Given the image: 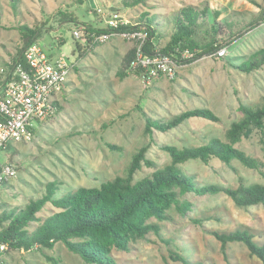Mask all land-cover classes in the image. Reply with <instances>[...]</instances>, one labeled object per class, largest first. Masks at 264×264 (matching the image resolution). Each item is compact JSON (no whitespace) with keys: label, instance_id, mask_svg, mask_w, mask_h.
Listing matches in <instances>:
<instances>
[{"label":"rangeland","instance_id":"1","mask_svg":"<svg viewBox=\"0 0 264 264\" xmlns=\"http://www.w3.org/2000/svg\"><path fill=\"white\" fill-rule=\"evenodd\" d=\"M125 1L128 0H16L13 6L10 0H0V80L1 70L20 46L18 24L42 23L47 31H40L35 45L48 57L74 64L70 68L74 75L70 91L60 99L61 110L42 125L33 124V138L13 143L4 154L17 166L15 177L0 190V204L5 208H23L30 199L44 193L48 182H56L57 193H63L78 187H96L115 176L126 177L132 154L142 147H146L145 157L155 167L142 165L132 180L148 176L169 162L163 145L199 146L210 138L225 142L230 123L241 117L238 107L262 103L264 65L248 73L236 66L264 47V0H258L260 7L246 0H207L210 9L220 12L217 20L225 35L219 43L225 54L203 55L191 63L176 65L172 76L160 75L148 86L133 74L117 76L124 56L135 48L134 41L112 36L76 61L71 55V35L77 27L61 20L57 12H72L79 23L98 27L101 24L94 9L105 15L115 13L133 25L140 16L160 14L155 17L159 22L155 45L159 48L172 31L173 12L185 4L201 6L205 0H146L144 5L134 7H126ZM255 19L258 25L249 26ZM228 22L232 24L230 30L238 34L229 37ZM59 37L64 44L57 45ZM193 108L210 110L218 121L191 118L166 132L144 131L148 118L166 120ZM234 146L264 164V135L259 130H252ZM178 166L194 176L198 184L235 187L238 177L246 183L264 184V177L236 160L229 164L216 158L206 164L188 160ZM181 198L190 204L189 211L182 215L172 206L166 211L170 219L160 223V235L150 232L132 240L128 252L112 250L115 260L119 264H180L169 258L170 252H177L191 264H261L249 257L245 246L238 242L227 244L223 254L220 242L211 233L246 229L256 242L262 243L264 209L260 205L239 208L222 193H186ZM45 213L47 207L42 212ZM196 219L201 222L192 221ZM45 255L58 258L60 264H86L61 243L52 249H9L0 258L2 264H52Z\"/></svg>","mask_w":264,"mask_h":264},{"label":"trees","instance_id":"2","mask_svg":"<svg viewBox=\"0 0 264 264\" xmlns=\"http://www.w3.org/2000/svg\"><path fill=\"white\" fill-rule=\"evenodd\" d=\"M10 1L15 6L16 0ZM246 1L260 7L258 0ZM145 2L146 0H128L124 2V5L134 7L144 5ZM93 11L95 16L99 17L100 27L89 23H79L72 12H57L61 20L73 22L82 32L80 40L71 35L74 39L71 54L76 61L83 59L93 47L100 44H93L88 34L98 35L109 31L104 27L102 17L97 10ZM219 14L218 10L209 8L207 0L203 1L201 6L182 5L173 12L172 31L165 44L159 48L155 45L156 29L159 25L155 17L160 14L150 18L140 16L136 24L133 25L128 21L126 25L119 26L110 33H119L122 30H143L147 33V39L143 45L144 54L153 55L159 52L174 60L176 65L188 64L221 47L219 41L223 39L225 30L218 23ZM257 20H253L249 26L258 25ZM230 26L232 24L229 25L228 22L226 27L229 29V37L239 33L232 32ZM43 29L47 31L40 22L33 23V26L18 24L20 46L11 56L10 63L4 65L5 70L2 69L0 93L11 76L13 65L26 64L23 52L27 47L35 44L37 36ZM134 58L135 48H132L126 53L119 67L117 73L119 78L126 77L128 74L138 76L140 67L134 69L130 67V62ZM263 65L264 47L244 58L236 67L248 73ZM59 103L60 101L56 98L54 100L56 112L61 110ZM238 109L241 117L230 123L225 132V142L218 138H210L199 146L177 148L172 145H163L161 148L168 154L169 162L156 167L150 175L138 180H132L133 174L140 170L142 165L155 167L154 162L145 157L146 147L132 154L126 177L115 176L113 179L102 181L96 187H78L63 193H57L56 182H48L44 193L40 197L30 199L23 208L8 209L0 204V207H4L0 211V241L5 243L6 251L52 249L55 244L61 243L86 264H119L111 255V251L128 252L132 240L144 238L150 232L160 235V223L170 219L166 212L168 209L173 206L182 215L189 211L190 204L181 198L186 193L196 195L222 193L239 208L260 205L264 209V184L246 183L242 177H238L235 187L198 184L194 176L186 174L178 166L188 160H198L205 164L212 158L227 164L236 160L243 167L254 170L264 177L263 162L234 146L254 129L264 135V98L259 105L241 104ZM191 118L218 121L217 116L210 110L193 108L181 111L166 120L148 118L144 131L150 134L153 129L166 132ZM11 145L12 143L7 144L5 152L9 151ZM10 163L15 165L12 161ZM15 167L17 172V166ZM7 185V183L3 184L1 189ZM46 207L47 213L42 214ZM192 221L201 222L200 219ZM211 233L220 242L223 254L227 244L238 242L245 246L249 257L264 264V241L256 242L249 230L235 229L229 232ZM169 258L180 264H191L177 252H170ZM45 259L52 264H60L58 258L45 255ZM2 263L0 258V264Z\"/></svg>","mask_w":264,"mask_h":264},{"label":"built area","instance_id":"3","mask_svg":"<svg viewBox=\"0 0 264 264\" xmlns=\"http://www.w3.org/2000/svg\"><path fill=\"white\" fill-rule=\"evenodd\" d=\"M97 12L102 23L109 31L95 35L90 33L93 44L102 43L112 36H119L135 42V58L130 62L132 69L139 68L138 78L144 86L150 85L159 75L172 76L176 63L166 54L159 52L146 55L143 45L147 33L143 30H122L110 33L119 26L128 23L115 13L110 15ZM72 36L80 40L82 32L76 28ZM225 48H218L209 56L221 57ZM26 64H14L11 76L0 93V190L3 184L16 175V167L5 159V147L8 143L27 142L33 138V124H43L56 112L54 100L66 81L72 62L63 58L50 59L37 45L27 47L24 52ZM183 56H187L183 54ZM6 245L0 241V255Z\"/></svg>","mask_w":264,"mask_h":264},{"label":"crops","instance_id":"4","mask_svg":"<svg viewBox=\"0 0 264 264\" xmlns=\"http://www.w3.org/2000/svg\"><path fill=\"white\" fill-rule=\"evenodd\" d=\"M96 9H97V7H96ZM56 43H57V45H62V44H64V40L62 39V38H57L56 39ZM72 55V54H71ZM49 58L50 59H55L54 57H50L49 56ZM74 65V64H73ZM71 70V69H70ZM2 71V70H1ZM68 77H69V80H67L66 79V81L64 82V84H63V87H62V89L60 90V92L59 93H57L55 96H56V98L60 101V99H61V96H65L66 94H67V92L68 91H70V83H72V81H73V77H74V75H73V73H71V71H69V74H68ZM67 77V78H68Z\"/></svg>","mask_w":264,"mask_h":264}]
</instances>
